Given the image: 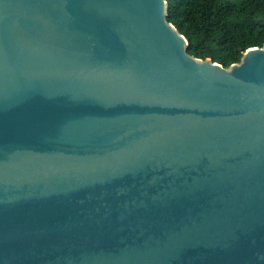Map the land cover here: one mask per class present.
I'll return each mask as SVG.
<instances>
[{
    "label": "water",
    "instance_id": "95a60500",
    "mask_svg": "<svg viewBox=\"0 0 264 264\" xmlns=\"http://www.w3.org/2000/svg\"><path fill=\"white\" fill-rule=\"evenodd\" d=\"M167 8L0 0V264H264V42Z\"/></svg>",
    "mask_w": 264,
    "mask_h": 264
},
{
    "label": "trees",
    "instance_id": "16d2710c",
    "mask_svg": "<svg viewBox=\"0 0 264 264\" xmlns=\"http://www.w3.org/2000/svg\"><path fill=\"white\" fill-rule=\"evenodd\" d=\"M167 19L188 39L187 51L224 66L264 42V0H167Z\"/></svg>",
    "mask_w": 264,
    "mask_h": 264
}]
</instances>
